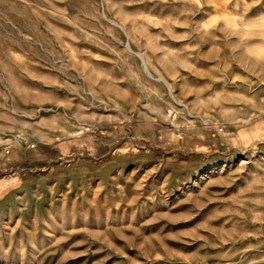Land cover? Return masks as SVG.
<instances>
[{
	"label": "rangeland",
	"instance_id": "rangeland-1",
	"mask_svg": "<svg viewBox=\"0 0 264 264\" xmlns=\"http://www.w3.org/2000/svg\"><path fill=\"white\" fill-rule=\"evenodd\" d=\"M0 264H264V0H0Z\"/></svg>",
	"mask_w": 264,
	"mask_h": 264
}]
</instances>
